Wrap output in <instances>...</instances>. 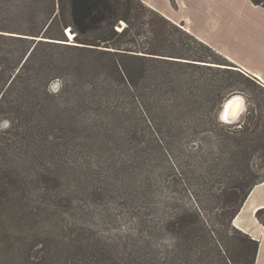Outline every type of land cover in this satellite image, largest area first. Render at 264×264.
<instances>
[{
  "label": "rangeland",
  "instance_id": "obj_1",
  "mask_svg": "<svg viewBox=\"0 0 264 264\" xmlns=\"http://www.w3.org/2000/svg\"><path fill=\"white\" fill-rule=\"evenodd\" d=\"M136 8L139 22L130 27L135 42L98 49L143 54L150 48L147 23L165 24L147 8ZM119 24L118 32L128 27L125 21ZM77 39L63 23L58 0H0V264H190L176 248L177 234L164 222L177 211L201 208L204 219L216 223L221 210L212 193L233 189L242 196L264 179V86L245 74L244 79L211 52H206L209 61L220 63L213 70L180 67L201 85L208 79H234L219 117L234 95L245 98V110L231 127L218 130L239 137L230 144L238 162L223 172L212 166L224 156L222 139L202 130L184 146L167 145L170 164L153 170L148 204L131 202L124 190L96 194L95 178L85 185L71 168L78 158L90 163L94 176L113 156L106 170L114 163L126 170L121 120L106 125L107 115L96 111L122 92L105 89L109 79L93 67L106 60ZM66 144L75 145L77 156L65 152ZM218 255L213 250L208 264H223Z\"/></svg>",
  "mask_w": 264,
  "mask_h": 264
},
{
  "label": "trees",
  "instance_id": "obj_2",
  "mask_svg": "<svg viewBox=\"0 0 264 264\" xmlns=\"http://www.w3.org/2000/svg\"><path fill=\"white\" fill-rule=\"evenodd\" d=\"M58 1L63 23L77 33L78 43L92 47L90 48L92 53H98L100 59L106 60V63H95L93 67L96 72H103L109 79L105 89L115 87L114 90L119 89L122 92L116 96L115 102L105 101V107L99 104L96 111L99 113L102 110L107 115L106 125L116 124L117 119L121 120L120 126H123L125 135L126 170L124 167L116 169L118 165L115 167V163L114 169L106 170L105 165L114 161L111 156L112 158L99 165L101 169L94 177L90 163L82 164L75 158L77 166L71 168V175H77L85 185L95 178L97 184L93 187V193L101 194L104 190L110 189L124 190V194L131 202L148 204V191L153 184V170L156 167L168 169L164 163L170 164L171 155L167 145L171 142L184 146L202 130L211 131L221 137L225 150L224 156L220 157L218 162L212 163V166L223 172L225 168L228 169L227 165L232 167L238 162L230 144L236 143L239 137L231 132H220L221 125L231 127L232 124L223 123L219 117L220 105L227 98L225 93L235 86L234 79L231 76L218 81L208 79L201 85L200 80L195 77L191 81L187 79L184 76L187 71L180 67H191L194 71L213 70L217 68L214 64L220 63L209 61L206 52H211L241 72L244 79H248L246 78L248 75L211 47L139 0ZM252 1L256 5L264 6V0ZM136 6L147 8L161 17L165 24L157 28L155 23H147L151 34L147 42L150 48L144 49L146 51L141 52L143 54L129 49H122L123 52L98 49L101 44L112 46L113 43L122 40L135 42L136 33L131 32L130 27L133 26V22H139ZM121 21H125L128 27L118 32L116 26ZM180 70L182 74L179 73ZM189 84L190 86H187ZM186 86L187 88H184ZM186 89L188 95L184 93ZM140 144L146 148L140 149ZM107 150H111L110 145L109 148L107 146ZM133 151L135 152L132 153ZM65 152L72 153L74 156L70 155L71 157L78 154L74 144L71 147L66 144ZM179 153L184 155L183 150ZM66 155L64 153L62 156ZM157 162L159 164L154 165ZM65 164L66 162H63V169L66 167ZM125 172L127 175L123 176ZM260 182L253 184L242 196L233 189L212 193L213 201L221 210L216 217V223L209 224L206 218L204 219L201 208L199 210L191 208L185 213L177 211L167 217L164 227L177 234L176 248L186 255L190 264L194 261L208 264L212 259L213 250L218 252L223 264H255L260 243L238 230L233 221L253 187ZM81 183L79 187L82 186ZM256 217L264 225V209H260Z\"/></svg>",
  "mask_w": 264,
  "mask_h": 264
},
{
  "label": "crops",
  "instance_id": "obj_3",
  "mask_svg": "<svg viewBox=\"0 0 264 264\" xmlns=\"http://www.w3.org/2000/svg\"><path fill=\"white\" fill-rule=\"evenodd\" d=\"M211 47L264 86V6L252 0H139ZM264 181L253 187L234 226L257 240L255 264H264Z\"/></svg>",
  "mask_w": 264,
  "mask_h": 264
},
{
  "label": "bare ground",
  "instance_id": "obj_4",
  "mask_svg": "<svg viewBox=\"0 0 264 264\" xmlns=\"http://www.w3.org/2000/svg\"><path fill=\"white\" fill-rule=\"evenodd\" d=\"M232 99L233 97L229 99V101L226 103V106L222 112V117L225 120L234 121L236 118L238 117L240 118V116H242V114L244 113L245 105H246V104L244 105L245 100L243 98H238L232 101ZM234 123H231V124H234Z\"/></svg>",
  "mask_w": 264,
  "mask_h": 264
},
{
  "label": "water",
  "instance_id": "obj_5",
  "mask_svg": "<svg viewBox=\"0 0 264 264\" xmlns=\"http://www.w3.org/2000/svg\"><path fill=\"white\" fill-rule=\"evenodd\" d=\"M124 26V23H120L119 24V27H123ZM234 96H236V97H234ZM234 96H232L233 97V99H232V101H234V100H236V99H238V98H243L244 100H245V98L242 96V95H234ZM232 97H230V98H232ZM229 98V99H230ZM229 99L224 103V105H223V108H222V111H221V114H220V119H221V121L222 122H224V123H228V124H231V123H234V122H236V121H238L240 118L238 117V118H236L234 121L233 120H225V119H223V117H222V112H223V110H224V108H225V106H226V103L229 101ZM246 104V100H245V102H244V105ZM246 106V105H245ZM241 117V116H240Z\"/></svg>",
  "mask_w": 264,
  "mask_h": 264
}]
</instances>
